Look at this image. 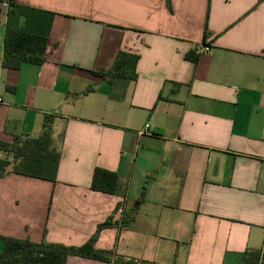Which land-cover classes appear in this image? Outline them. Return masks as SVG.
<instances>
[{
    "label": "crops",
    "instance_id": "1",
    "mask_svg": "<svg viewBox=\"0 0 264 264\" xmlns=\"http://www.w3.org/2000/svg\"><path fill=\"white\" fill-rule=\"evenodd\" d=\"M15 1L55 17L46 62L4 69L0 3V144L48 116L60 159L55 182L0 179V252L1 237L81 247L110 222L93 244L109 261L66 264L264 258V0ZM120 52L136 78L97 75ZM96 167L118 193L90 188Z\"/></svg>",
    "mask_w": 264,
    "mask_h": 264
},
{
    "label": "trees",
    "instance_id": "2",
    "mask_svg": "<svg viewBox=\"0 0 264 264\" xmlns=\"http://www.w3.org/2000/svg\"><path fill=\"white\" fill-rule=\"evenodd\" d=\"M6 4V20L3 39L1 67L18 70L23 65L41 66L47 60V47L51 25L55 14L50 11L18 4L15 0H0ZM137 56L118 53L111 70L97 75L111 79L134 80ZM50 118L45 117L43 131L36 138L15 136L12 144L1 143L12 160L0 159V179L9 173L55 182L60 154L51 149ZM90 188L95 192L115 195L119 192L118 175L115 172L96 167L92 174ZM100 225L89 242L81 247L64 246L42 241L2 238L0 264H66L70 256L89 257L109 261L105 251L93 249V244L102 228ZM117 264H138L133 260L117 258ZM242 264H264L258 252H245Z\"/></svg>",
    "mask_w": 264,
    "mask_h": 264
},
{
    "label": "built area",
    "instance_id": "3",
    "mask_svg": "<svg viewBox=\"0 0 264 264\" xmlns=\"http://www.w3.org/2000/svg\"><path fill=\"white\" fill-rule=\"evenodd\" d=\"M210 50V47L209 46H207V45H204L200 50H199V52L200 53H203V52H208ZM2 102H1V99H0V104H1ZM149 131V125L148 124H145V126H144V129H143V132H141V134H146L147 132Z\"/></svg>",
    "mask_w": 264,
    "mask_h": 264
},
{
    "label": "rangeland",
    "instance_id": "4",
    "mask_svg": "<svg viewBox=\"0 0 264 264\" xmlns=\"http://www.w3.org/2000/svg\"><path fill=\"white\" fill-rule=\"evenodd\" d=\"M11 158H12V156H11Z\"/></svg>",
    "mask_w": 264,
    "mask_h": 264
}]
</instances>
